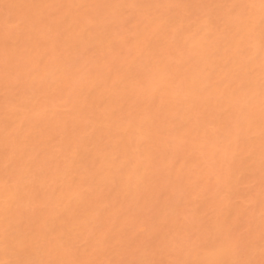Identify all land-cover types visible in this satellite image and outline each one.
I'll use <instances>...</instances> for the list:
<instances>
[{
	"label": "bare ground",
	"instance_id": "bare-ground-1",
	"mask_svg": "<svg viewBox=\"0 0 264 264\" xmlns=\"http://www.w3.org/2000/svg\"><path fill=\"white\" fill-rule=\"evenodd\" d=\"M0 264H264L262 0H0Z\"/></svg>",
	"mask_w": 264,
	"mask_h": 264
},
{
	"label": "snow or ice",
	"instance_id": "snow-or-ice-1",
	"mask_svg": "<svg viewBox=\"0 0 264 264\" xmlns=\"http://www.w3.org/2000/svg\"><path fill=\"white\" fill-rule=\"evenodd\" d=\"M262 5H264V0H262Z\"/></svg>",
	"mask_w": 264,
	"mask_h": 264
}]
</instances>
